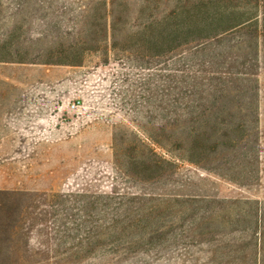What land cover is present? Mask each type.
I'll return each instance as SVG.
<instances>
[{
  "label": "rangeland",
  "instance_id": "rangeland-1",
  "mask_svg": "<svg viewBox=\"0 0 264 264\" xmlns=\"http://www.w3.org/2000/svg\"><path fill=\"white\" fill-rule=\"evenodd\" d=\"M105 1L130 6L124 34L77 44L79 8ZM143 1L0 0V191L46 204L16 241L71 264H251L264 257V34L255 52L231 35L156 58L127 39ZM72 51L80 64L47 63ZM71 222L94 231L81 254L66 253Z\"/></svg>",
  "mask_w": 264,
  "mask_h": 264
},
{
  "label": "trees",
  "instance_id": "trees-1",
  "mask_svg": "<svg viewBox=\"0 0 264 264\" xmlns=\"http://www.w3.org/2000/svg\"><path fill=\"white\" fill-rule=\"evenodd\" d=\"M164 11H160L161 5ZM167 0H144L136 11L127 39L135 40V46L147 50L153 49L156 58L174 53L179 49L202 51L208 45L220 43L231 35H238L239 46L249 44V50L255 52L258 40L264 34V0H175L168 5ZM83 8V10H82ZM130 6L127 3L114 1L100 4L83 5L79 8L81 18L78 19L77 44L90 45L96 50L108 40L115 46L118 36L124 34L128 23ZM149 12L148 21L139 23L144 14ZM93 13V19L89 15ZM156 13V15H153ZM86 35L85 39L82 36ZM82 53H69L70 59L47 61L48 64L78 65ZM72 197V196H69ZM35 194L0 191V264H71L70 259L50 261L36 257L35 251L19 245L16 241L18 233L27 229L32 222L30 214L39 211ZM52 207V205H48ZM58 205H55L56 207ZM54 209V208H53ZM74 228L63 226V232L78 233L80 243L69 246L66 251L81 254L84 246H89L93 239L91 229H82L81 225L71 222ZM261 235V233H259ZM262 241L264 236H262ZM47 251L50 249H46ZM251 264H264V257L252 261Z\"/></svg>",
  "mask_w": 264,
  "mask_h": 264
}]
</instances>
